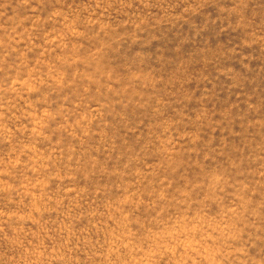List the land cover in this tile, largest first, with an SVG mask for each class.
Masks as SVG:
<instances>
[{
    "label": "rangeland",
    "instance_id": "374dc122",
    "mask_svg": "<svg viewBox=\"0 0 264 264\" xmlns=\"http://www.w3.org/2000/svg\"><path fill=\"white\" fill-rule=\"evenodd\" d=\"M0 264H264V0H0Z\"/></svg>",
    "mask_w": 264,
    "mask_h": 264
}]
</instances>
